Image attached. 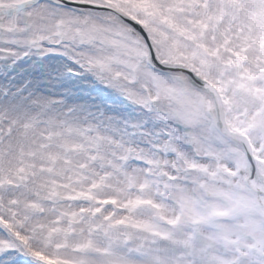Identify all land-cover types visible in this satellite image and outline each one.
<instances>
[{
    "label": "snow or ice",
    "instance_id": "snow-or-ice-1",
    "mask_svg": "<svg viewBox=\"0 0 264 264\" xmlns=\"http://www.w3.org/2000/svg\"><path fill=\"white\" fill-rule=\"evenodd\" d=\"M0 264H264V0H0Z\"/></svg>",
    "mask_w": 264,
    "mask_h": 264
}]
</instances>
